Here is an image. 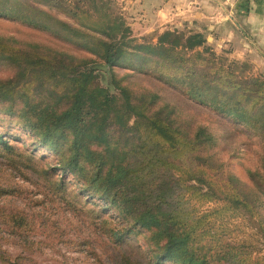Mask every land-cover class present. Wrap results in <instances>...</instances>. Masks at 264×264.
Segmentation results:
<instances>
[{
	"label": "trees",
	"instance_id": "16d2710c",
	"mask_svg": "<svg viewBox=\"0 0 264 264\" xmlns=\"http://www.w3.org/2000/svg\"><path fill=\"white\" fill-rule=\"evenodd\" d=\"M0 16L92 56L78 58L37 43L17 47L13 38L0 36V60L14 67L11 77L0 79L2 109L17 107L43 141L68 139L63 171L105 204L128 213L132 227L148 229L160 260L264 264V255L244 237L250 230L264 245L262 76L249 74L245 62L216 54L201 32L167 29L154 42L137 41L107 14L101 28L84 31L26 0H0ZM118 66L152 74L245 127L260 145L259 166L247 171L250 186L208 152L214 138L203 126H183L167 103L153 108L154 91L134 97L116 82L113 67ZM127 130L133 140L120 136ZM0 144L10 148L1 137ZM116 264L136 263L119 258Z\"/></svg>",
	"mask_w": 264,
	"mask_h": 264
},
{
	"label": "rangeland",
	"instance_id": "374dc122",
	"mask_svg": "<svg viewBox=\"0 0 264 264\" xmlns=\"http://www.w3.org/2000/svg\"><path fill=\"white\" fill-rule=\"evenodd\" d=\"M26 1L84 31L101 28L107 14L122 23L137 41L154 42L156 35L167 29L184 34L201 32L204 38L206 35L186 19L155 28L151 19L137 17L138 5L132 1ZM0 36L13 38L17 47L37 43L78 58L92 57L43 30L8 17L0 16ZM205 41L216 54L245 62L249 74L264 78L262 56L254 51L237 56L240 52L232 44ZM13 73L14 67L0 60V79ZM113 75L134 97L143 91H154L157 98L153 108L171 105L173 115L183 126H203L214 138L208 152L242 184L250 186L247 171L258 168L260 145L245 127L190 100L152 74L118 66L113 67ZM99 78L105 85V72ZM110 92L114 89L110 88ZM4 105L0 104V137L10 148L0 144V264H116L119 258L136 264H175L155 257L156 247L148 229L132 227L128 213L105 204L74 174L62 170V161L68 154L67 138L43 141L30 126L28 116H19L17 107L12 112L3 110ZM113 135L119 136V131L113 130ZM120 136L134 139L130 130L121 131ZM250 232L246 230L248 235L244 237L252 240L257 255H264L261 240ZM240 239L243 236H238Z\"/></svg>",
	"mask_w": 264,
	"mask_h": 264
},
{
	"label": "crops",
	"instance_id": "0c3cea01",
	"mask_svg": "<svg viewBox=\"0 0 264 264\" xmlns=\"http://www.w3.org/2000/svg\"><path fill=\"white\" fill-rule=\"evenodd\" d=\"M136 2L137 17L155 28L186 19L216 45L254 51L264 58V0H126ZM145 22V20H142ZM216 39V40H215Z\"/></svg>",
	"mask_w": 264,
	"mask_h": 264
}]
</instances>
